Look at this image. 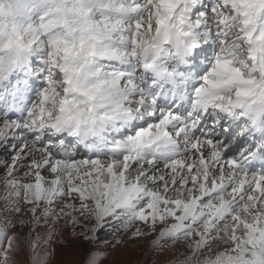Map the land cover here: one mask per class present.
Returning <instances> with one entry per match:
<instances>
[{"label":"snow or ice","instance_id":"1","mask_svg":"<svg viewBox=\"0 0 264 264\" xmlns=\"http://www.w3.org/2000/svg\"><path fill=\"white\" fill-rule=\"evenodd\" d=\"M0 151V264L61 222L264 264V0H0Z\"/></svg>","mask_w":264,"mask_h":264},{"label":"rangeland","instance_id":"2","mask_svg":"<svg viewBox=\"0 0 264 264\" xmlns=\"http://www.w3.org/2000/svg\"><path fill=\"white\" fill-rule=\"evenodd\" d=\"M40 81L37 82L38 86ZM35 86V87H36ZM34 97V93L32 94ZM235 150V149H234ZM0 159H8L7 152L0 151ZM46 178L51 179V176L45 173ZM4 171L0 168V190H2V180ZM2 206V205H0ZM22 208L28 206L22 205ZM39 215V212L37 213ZM25 219L28 217L25 216ZM51 221H49V225ZM87 225L84 227H76L73 231L72 226L68 225L65 229L63 222L57 226V230H63L64 235L54 239L50 247L47 248L49 255L48 264H86L89 255L98 252L102 255L99 264H154V262L164 261L175 262L183 259L175 249L171 252L165 250L162 252H153L151 242L155 238V234L148 236L134 244H125L120 247L115 245V240L119 239V235L115 234L112 228H105L100 234L97 241H87L83 239V235L87 234ZM147 230V229H145ZM15 231V229H14ZM28 229H24V237L27 235ZM46 229L44 227L38 228L37 233L44 235ZM159 228H157V232ZM24 251L18 257L24 264H29L32 255L31 249L28 247L27 239H24ZM171 244L168 248L171 249ZM43 248V244H41ZM41 248L37 252L43 255ZM183 251V249H181Z\"/></svg>","mask_w":264,"mask_h":264},{"label":"bare ground","instance_id":"3","mask_svg":"<svg viewBox=\"0 0 264 264\" xmlns=\"http://www.w3.org/2000/svg\"><path fill=\"white\" fill-rule=\"evenodd\" d=\"M35 86H36V84L34 85V87H35ZM80 155L86 157L88 154H87L86 151L84 150L83 152H80Z\"/></svg>","mask_w":264,"mask_h":264}]
</instances>
